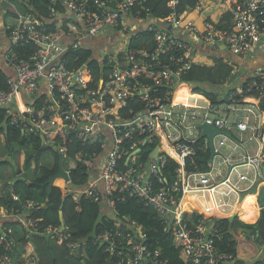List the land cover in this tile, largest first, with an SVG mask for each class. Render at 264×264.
I'll use <instances>...</instances> for the list:
<instances>
[{
	"label": "built area",
	"instance_id": "1",
	"mask_svg": "<svg viewBox=\"0 0 264 264\" xmlns=\"http://www.w3.org/2000/svg\"><path fill=\"white\" fill-rule=\"evenodd\" d=\"M60 1L74 18L68 32L48 31L40 23L42 20L28 11L20 15L18 25L9 28L11 49L3 52L0 48V70L8 67L15 71V75L8 74V87L0 88V107L8 109L10 125L21 127L26 134L40 135L47 145L51 144L50 135L60 130L75 134L83 145L91 144L92 151L99 145L100 151L92 152L95 165L89 168V178L96 171L99 177L91 182L88 180L73 195L76 201L81 195L97 202L104 200L114 212L115 228L106 229L93 238L96 244L105 246L111 264H170L168 258L162 256L161 248L149 246L148 233L138 221L117 215L116 204L126 196L139 197L146 207L157 212L164 231L179 248L183 264H238L235 255L221 246L224 231L216 218L226 214L206 216L189 197L211 193L216 198L227 199L233 194L238 205L242 193L251 189L259 175L263 176L262 160L249 155L235 159L232 152L224 150L229 142L224 135L218 136L223 137L220 140L215 139L216 150L220 153L218 165L214 161L208 171L189 172L186 160L196 153L194 144L199 137V120L213 123L220 130H228L233 125L242 132L261 130L260 124L252 121L253 108L238 105L236 96L258 92L264 97V71L226 98L231 111L243 112L236 123L225 117L202 118L188 106L174 101V95L183 84L181 74L191 67L189 59L193 53L190 42L179 37L177 30L181 27L193 31L205 43H222L239 56L255 49L264 51V0H228L233 29H218L208 21L201 27L192 20L185 21L177 10L179 0H170L172 11L162 22L163 27L152 25L148 28L154 34L156 49L132 48V40L127 38L122 45L106 50V77L95 87L89 85L87 67L76 71L66 66L67 52L81 47L79 41L82 39L103 35L109 29L127 32L129 20L139 18V14L132 15L133 8L146 0H115L114 7H110L112 0H94L92 4ZM57 6L51 8L53 16L62 14L61 6ZM78 27L80 31L76 32ZM64 36L74 39L64 44ZM28 42L39 47L30 59L14 51L15 45ZM177 50L181 55L178 57L173 52L176 57L173 63V55H169L167 61L160 58L163 53ZM44 84L47 88L43 89ZM129 101L142 102L144 109L126 110ZM40 104L42 107L38 109L36 105ZM154 137L159 140L160 153L158 157L151 156L145 165L140 155L142 146L153 143ZM205 145L208 146L207 139ZM236 146L239 145L235 143L234 148ZM167 157L179 165L178 177L169 186L165 185L166 178L162 175ZM80 160L86 163L84 158ZM224 166L226 172L222 170ZM243 167L245 170L240 171ZM65 171L70 175V171ZM152 176L157 179L156 183ZM70 183L71 179L66 186ZM261 184V192L255 193L260 210L264 181ZM13 197L17 199L18 195ZM217 202L219 208L236 204L220 203L218 199ZM194 213L199 217H192ZM0 218L10 219L11 214L0 208ZM20 219L27 227L32 226L31 219L25 215ZM11 232L7 227L1 231L0 242L5 243L7 250L12 245L8 239ZM47 233L59 243L69 237L63 225L61 228L48 227ZM67 245L74 247L71 243ZM36 260L34 254L26 261L36 264ZM0 264L10 263L0 260Z\"/></svg>",
	"mask_w": 264,
	"mask_h": 264
},
{
	"label": "trees",
	"instance_id": "2",
	"mask_svg": "<svg viewBox=\"0 0 264 264\" xmlns=\"http://www.w3.org/2000/svg\"><path fill=\"white\" fill-rule=\"evenodd\" d=\"M77 1L79 4H92L94 2V0ZM199 1L179 0L177 10L179 13H183L187 9L194 10ZM20 3L24 10L28 9L36 16L50 19L46 22L40 21L48 31H59L63 34L70 30V24L73 23L72 18L59 14L52 15L51 8L57 5L61 6V13H66L60 0H57V3L53 0H20ZM169 3L170 0H146V2L133 8L132 15L139 14V16L143 15L144 17L150 15L162 23L172 11ZM232 22V15L228 11L217 26L233 29L234 24ZM131 46L135 49L145 48L154 51L157 43L154 34L147 29L134 37ZM38 48L37 44L28 42L27 44L15 45L14 51L21 57L30 59ZM173 52L178 57L181 55V51L177 50L163 53L160 58L167 61L169 55H173V63L176 60ZM66 57V66L69 69L77 71L80 68H88L90 86L95 87L98 82L106 77L105 65L99 60H95L90 50L85 48L70 49ZM233 70V64L223 59L215 61L212 67L196 64L182 72L181 81L188 82L194 93L204 94L215 104L217 101L213 95V87L216 89L219 85L225 84ZM8 78L9 75L6 70H0L1 89L8 87ZM253 95L258 94L250 93L243 97L238 96L236 101L242 104L246 103L245 98ZM198 101L202 102V100ZM261 103L260 106L264 110V97H262ZM36 106L38 109L42 107L41 104ZM144 106L142 102L129 101V105L125 109L133 108L135 111H140L144 109ZM9 116L8 109L0 107V208L6 209L11 214L10 219H5L0 224V236L4 227L12 229V232L8 234V239L12 242L11 249L7 250L5 243L0 242V260H5L6 263L10 264H24L26 259L35 254L37 256L36 264H83V261L86 264H111L105 246L96 244L93 238L106 229L115 228L114 212L107 214L104 211V200L97 202L81 195L80 200L76 201L73 194L66 197L70 191L79 190L87 184L89 168H93L95 165L92 152L94 150L100 151L99 145H96L92 151L93 146L91 144L83 145L82 140L75 134H66L61 130L50 135L51 144L47 145L42 143L40 135L26 134L21 127L10 125ZM158 142L159 140L154 137L153 143L142 146L140 155L145 165L151 159V153ZM194 145L196 146V153L187 158L186 169L189 172L208 171L210 169V149L206 147L204 139L197 138ZM44 152H49L53 156L55 163L52 166L42 161ZM15 155L21 159V167L15 166L17 175L21 178L14 183V180L5 181L1 175V169L8 165L10 157L14 160ZM60 156L63 157L64 169L70 171L71 183L68 187L64 186L60 179L56 180L54 184L48 183L49 179L59 171ZM22 158H24L23 162ZM80 158H84L87 165ZM178 166L174 159L167 157L162 169V175L166 178L165 185L169 186L178 177L176 171ZM151 178L155 183L157 182L154 176ZM14 194L18 195L17 199L13 197ZM191 197L198 199L190 202L201 212L211 209L213 202H207L204 196L191 195ZM256 199V195H249L239 212L242 220L251 223H246L240 219L230 221L224 217L216 218V222L223 226L222 248L232 252L238 261H242L244 264H264V255L262 254L264 201L261 202L263 208L257 220L259 206ZM62 204H64L63 208ZM61 210L70 227V230L67 231L69 237L64 243L57 242L47 233L48 227H62ZM116 210L119 217L128 216L138 221L148 233L147 242L149 246L152 249L161 248L162 256L168 258L170 264H183L180 250L174 246V241L169 233L164 231L165 226L157 212L146 207L139 197L126 196L124 200L117 202ZM218 210L221 211V208ZM21 215L31 219L32 226L24 225L20 219ZM192 217L197 218L199 215L194 213ZM256 220L257 222H255ZM30 230L33 231L30 232ZM254 233L255 238H251V234ZM68 243L74 247L68 246ZM78 247H80L79 252L77 251ZM75 254H78L79 257Z\"/></svg>",
	"mask_w": 264,
	"mask_h": 264
},
{
	"label": "crops",
	"instance_id": "3",
	"mask_svg": "<svg viewBox=\"0 0 264 264\" xmlns=\"http://www.w3.org/2000/svg\"><path fill=\"white\" fill-rule=\"evenodd\" d=\"M227 2L228 0H200L197 4L196 9L194 10L187 9L182 14L184 16L185 21L192 20L200 27L202 25L204 26V23L208 21L211 22V24L216 28L221 29L217 26V24L220 22L223 15L229 10ZM115 5H116V1L112 0L110 2V7H114ZM28 11H29L28 9L27 10L23 9V5L20 3V0H0V48L3 52L5 50L7 51L10 50L12 47L11 41L9 39V28L18 25L20 23V15L25 14ZM70 14L71 13L68 11V13H63L62 16L72 18L74 22V18L73 16H70ZM128 25H129V29L127 32H124L120 29H109L108 31L104 32L103 35L92 36L87 39H82L81 41H79V45L81 46L79 48H85L90 50L95 60H99L100 62H102V64L105 65L106 70H108V61H107L108 57L105 55L106 50H110L118 45H122L124 41L126 42L128 41L127 38H130V40H134V37L136 35L140 34L142 31L147 30L152 25L163 27V24L161 23L160 25V23L154 17L151 16L144 17L143 15L139 16V18L136 19L135 18L130 19ZM79 31H80V27L76 29V32ZM177 33L179 37H182L181 35H183L185 39H187L188 42H190L191 46L193 47L192 57L189 59L190 66L198 64L202 66L212 67L215 64V61H218L220 59H223L224 61H228L234 66V70L231 73L230 77L228 78L227 82L225 84L219 85L218 87H216V89L213 87L214 89L213 95L217 103L215 104L212 103L211 100L207 98L204 94L194 93L192 90V86L188 82H183V85H186V87L189 89L192 98L202 100V104L200 105H188L185 103H183V105L188 106L192 111H195L202 118L225 117L236 123L240 119V116L243 114V112L231 111L232 109L229 107V105L231 104L230 102H227L225 98H227V96L233 92L234 93L239 92L240 87L247 84L250 80L258 78L259 74L262 71H264V51L255 49L251 51L248 55L239 56L232 53L228 49V47L222 43H219L217 45L205 43L193 31H188L180 27L177 30ZM73 39H74L73 37L64 36L62 42L66 44L71 42ZM5 70L8 74L15 75V71L13 69L7 67L5 68ZM42 88L43 89L47 88V85L44 84ZM254 93H257L259 95L258 92H254ZM258 95L246 97L245 98L246 103L243 104L240 103L238 105H242V106L248 105L251 108H253L254 112L252 114V121L260 124L261 130L256 132L253 130L242 132L236 126H233L235 128L234 132L231 131L232 127L229 128L228 130L235 137V140H232L228 137L229 142L226 144L224 148L225 151L232 152V156L235 159H240L242 157H245L246 155H249L251 157L257 156L262 160V164L264 166V110H262L260 106L262 105L261 103L262 97ZM175 96L176 94L174 95V101L177 102ZM238 96L241 95H237L236 97ZM213 114L215 116H213ZM199 123H203V122L199 120L198 124ZM198 132L200 136V131L198 130ZM217 138L218 140H220L223 137H217ZM203 139L205 143V139L207 138H203ZM235 143L239 145L238 147L236 146L237 148H234ZM206 147L209 148V144ZM217 157L218 160L216 161ZM219 160L220 157L219 155H217L214 159L217 165L218 163H220ZM23 161L24 158H22V162ZM211 166L212 165H210V169ZM222 170L223 172H226L227 168L224 166ZM239 170L244 171L245 168L243 167L240 168ZM97 177H99V173L97 171L91 173L89 181L91 182V180H94ZM100 188L103 189V184L101 181H100ZM192 196H197V197L204 196L207 202H212L213 200L217 202V199L220 203L229 201L230 204H232L233 202H236V204H232V205L227 204L226 206L221 208V211L218 210V213L226 214L223 215L224 218L232 215L234 211H236L235 206L237 205V200L234 197L235 195L233 194L227 199L222 197L220 198V196L216 198L215 196L211 195V193H207V194L196 193V194H192ZM190 198L193 199L191 195L189 197V200ZM241 203L242 201H240L238 206ZM212 206L214 205L212 204ZM103 209L107 214H112V211L108 208L106 202L103 203ZM261 210L259 209V216L257 220L260 217ZM235 219L238 218L236 217ZM4 220H5L4 218H0V224L4 222ZM257 220L255 222H257ZM64 221H65L64 226H66L67 231H69L70 227L65 218ZM246 223H251V222H246ZM250 237L255 238V233L251 234ZM262 251H263L262 254L264 255V249H262ZM75 255L79 257L78 254ZM238 264H244V263L242 261H238Z\"/></svg>",
	"mask_w": 264,
	"mask_h": 264
},
{
	"label": "water",
	"instance_id": "4",
	"mask_svg": "<svg viewBox=\"0 0 264 264\" xmlns=\"http://www.w3.org/2000/svg\"><path fill=\"white\" fill-rule=\"evenodd\" d=\"M38 17L41 20H43V21H49V19H45V18L40 17V16H38ZM182 38L185 39V37L183 35H182ZM74 81H75V77H74ZM197 129L200 131V136H199L200 139H203V138H207L208 139L209 149H210V152H211V156H210V159H209V164L210 165L213 164L215 157L220 154L216 150L215 139L219 135H225V136L229 137L230 139L235 140V137L231 134V132L229 130H220L213 123H210V122H207V121L203 122V123H199L197 125ZM42 143H44V139L43 138H42ZM159 153H160V146L157 145L155 147V149L153 150V152L151 153V156L152 157H158ZM8 160L12 161V158H9ZM62 160H63V157L60 156L59 171H58L57 174H55L53 177H51L49 179L48 183L54 184V182L58 178H64L66 181H70V175L65 171V169H64V167L62 165ZM261 169H262V172H263V176L259 175L258 179L255 181V183L253 184L251 189H249L247 191H244L242 193L241 201H243L247 195L254 194V193L259 194L261 192V188H262L263 185L262 184L260 185V183L264 181V166H263V164L261 165ZM18 179L14 180L13 182L15 183ZM73 192L74 191H70V193L67 194L66 197L71 196L73 194ZM63 205L64 204H62V208H63ZM60 215H61L62 225L64 226V222L65 221H64V213H63L62 210H61ZM237 215H238V211H235L232 215L227 216L226 218H228L230 221H234L235 218L237 217ZM77 251L78 252L80 251V247L77 248ZM83 264H86V262L83 261Z\"/></svg>",
	"mask_w": 264,
	"mask_h": 264
},
{
	"label": "rangeland",
	"instance_id": "5",
	"mask_svg": "<svg viewBox=\"0 0 264 264\" xmlns=\"http://www.w3.org/2000/svg\"><path fill=\"white\" fill-rule=\"evenodd\" d=\"M213 116H215V115L213 114ZM232 122H234V121H232ZM233 126H235V125H233ZM233 126H231L232 128L230 127L232 132H234V129H235ZM224 150H225V148H224ZM217 160H218V157H217L216 161ZM42 161L46 162L47 165H50V166H52L55 163L54 159H53V156L49 152H44L43 153ZM20 164H21L20 157H17L15 155L14 156V160L10 161L7 166H5V167H3L1 169V175H2L3 178H5V181L10 182L12 180H16L18 178H21V177H18V175H17L18 172L15 170V166L18 165V167H21ZM58 179L62 180L64 186L66 185L67 181L64 178H58ZM58 179H56V180H58ZM262 200H264V188L262 190L261 197H260V201L261 202H262Z\"/></svg>",
	"mask_w": 264,
	"mask_h": 264
},
{
	"label": "bare ground",
	"instance_id": "6",
	"mask_svg": "<svg viewBox=\"0 0 264 264\" xmlns=\"http://www.w3.org/2000/svg\"><path fill=\"white\" fill-rule=\"evenodd\" d=\"M175 99H176L177 102L185 103V104H188V105H200V104H202L201 101H198L197 99L192 98V95H191L189 89L186 87V85H183V84L177 90ZM254 195H256V194H254ZM248 196L249 195H247L245 197V199L242 201V203L239 206L236 205V207H235L236 210H239V212H240V209H241L242 205L244 204V202H245V200L247 199ZM191 200H198V199H191L190 198V201ZM212 202H213L214 206H212L210 210L202 212L206 216H213L216 213H218V208H219L218 202H215L214 200Z\"/></svg>",
	"mask_w": 264,
	"mask_h": 264
},
{
	"label": "clouds",
	"instance_id": "7",
	"mask_svg": "<svg viewBox=\"0 0 264 264\" xmlns=\"http://www.w3.org/2000/svg\"><path fill=\"white\" fill-rule=\"evenodd\" d=\"M65 12H66V11H65ZM66 13H68V12H66ZM62 14H63V13H62ZM62 14H61V15H62ZM70 16H72V14H70Z\"/></svg>",
	"mask_w": 264,
	"mask_h": 264
}]
</instances>
